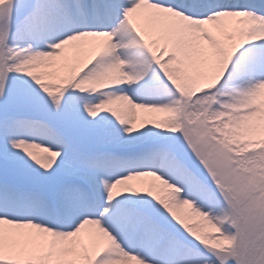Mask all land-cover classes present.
I'll return each instance as SVG.
<instances>
[{
	"label": "snow or ice",
	"instance_id": "1",
	"mask_svg": "<svg viewBox=\"0 0 264 264\" xmlns=\"http://www.w3.org/2000/svg\"><path fill=\"white\" fill-rule=\"evenodd\" d=\"M0 264H264V0H0Z\"/></svg>",
	"mask_w": 264,
	"mask_h": 264
}]
</instances>
